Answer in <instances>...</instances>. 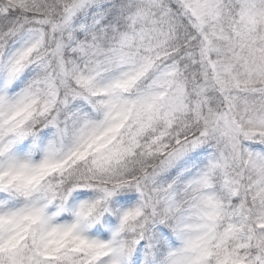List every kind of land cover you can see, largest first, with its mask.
Returning <instances> with one entry per match:
<instances>
[{
  "label": "snow or ice",
  "instance_id": "6c2138e0",
  "mask_svg": "<svg viewBox=\"0 0 264 264\" xmlns=\"http://www.w3.org/2000/svg\"><path fill=\"white\" fill-rule=\"evenodd\" d=\"M0 264H264V0H0Z\"/></svg>",
  "mask_w": 264,
  "mask_h": 264
}]
</instances>
